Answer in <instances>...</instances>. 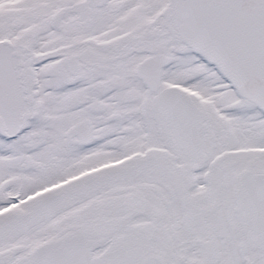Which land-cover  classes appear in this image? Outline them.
I'll use <instances>...</instances> for the list:
<instances>
[{
    "label": "snow or ice",
    "instance_id": "obj_1",
    "mask_svg": "<svg viewBox=\"0 0 264 264\" xmlns=\"http://www.w3.org/2000/svg\"><path fill=\"white\" fill-rule=\"evenodd\" d=\"M0 264H264V0H0Z\"/></svg>",
    "mask_w": 264,
    "mask_h": 264
}]
</instances>
